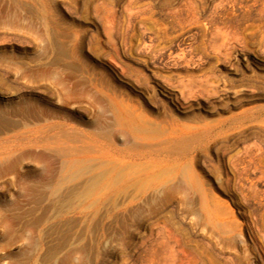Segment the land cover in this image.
Segmentation results:
<instances>
[{
	"label": "rangeland",
	"instance_id": "obj_1",
	"mask_svg": "<svg viewBox=\"0 0 264 264\" xmlns=\"http://www.w3.org/2000/svg\"><path fill=\"white\" fill-rule=\"evenodd\" d=\"M0 264H264V0H0Z\"/></svg>",
	"mask_w": 264,
	"mask_h": 264
},
{
	"label": "bare ground",
	"instance_id": "obj_2",
	"mask_svg": "<svg viewBox=\"0 0 264 264\" xmlns=\"http://www.w3.org/2000/svg\"><path fill=\"white\" fill-rule=\"evenodd\" d=\"M134 128L137 127L134 126ZM72 155H74V152ZM63 165L64 166L62 171L68 172L69 175L64 176V178L59 184L55 183L58 186L56 188L57 190L56 192H59L60 196L61 194H68V196L66 195L67 197L66 196L65 197L66 198L70 197L71 199L76 197L88 198L91 197L92 195L95 197L99 194L98 192L101 191L102 188H105L104 195H106V193H111V192L114 194L116 193L117 195L118 194L124 195L129 191L131 187L134 190H137L136 188L138 185V180L129 179L125 177L126 165L121 162L120 163L109 162L105 168H102L103 166L99 168L94 167L96 170H100V173L98 174L96 173L93 174V170H91L93 166L87 164V162L82 159H76L74 161H65ZM73 169H77L76 171L78 173L75 171L73 174L72 173ZM82 171H85V173L81 174ZM87 171H90L89 172L90 174H87ZM60 200L62 201L63 199Z\"/></svg>",
	"mask_w": 264,
	"mask_h": 264
}]
</instances>
